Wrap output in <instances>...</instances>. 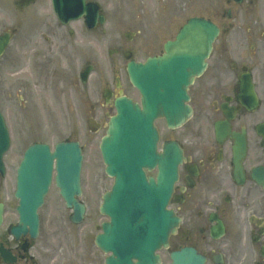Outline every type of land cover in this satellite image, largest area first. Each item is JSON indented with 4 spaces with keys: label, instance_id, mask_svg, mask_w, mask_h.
<instances>
[{
    "label": "flooded vegetation",
    "instance_id": "flooded-vegetation-1",
    "mask_svg": "<svg viewBox=\"0 0 264 264\" xmlns=\"http://www.w3.org/2000/svg\"><path fill=\"white\" fill-rule=\"evenodd\" d=\"M88 1L97 2L106 17L104 22L98 17L91 28L85 15L61 22L52 0H25L33 5L34 21L28 32L19 24V47L6 48L0 67L16 69L21 98L20 87L29 84L34 72L45 87L54 85V77L61 82L64 76L66 88L76 93L71 117L82 124L90 118L100 123L97 132L84 135L95 136L98 146L97 196L93 203L80 198L86 206L82 224L70 220L72 209L59 197L57 216L69 221L59 239L48 227H41L36 237L30 231L16 235L12 227L19 220L17 167L14 173L8 170L10 153L15 141L25 138L28 146L38 139L10 136L6 173L0 174V264H107L110 258L112 264H150L149 255L127 254L141 249L140 244H124L117 237L106 250L98 243L104 223L110 221L102 211L105 195L115 182L106 172L101 143L117 112L116 98L127 96L142 105L140 92L130 82L128 63L164 54L165 44L194 16L211 19L220 32L206 71L190 86L189 119L176 127H170L165 116L155 120V153L164 156L166 144L173 143L183 154L169 204L182 220L169 246L156 251L159 264H172L171 253L186 246L194 249V264H264V0H191L189 11L183 0ZM248 75L254 104L243 102L242 82ZM66 106L70 109L68 92ZM23 151L16 150V156L21 158ZM159 169V161L142 168L147 179H157Z\"/></svg>",
    "mask_w": 264,
    "mask_h": 264
},
{
    "label": "water",
    "instance_id": "water-1",
    "mask_svg": "<svg viewBox=\"0 0 264 264\" xmlns=\"http://www.w3.org/2000/svg\"><path fill=\"white\" fill-rule=\"evenodd\" d=\"M217 33L218 29L210 21L202 18L191 19L180 30L176 44L168 46V53L165 56L149 59L145 64H130V77L142 92L144 108L140 110L132 105L130 100L125 99L121 108H118L119 114L112 119L109 137L104 141L107 172L116 175V183L111 193L114 200L107 204L112 222L106 224L105 229L110 232L111 229L120 227L121 230L131 229L130 231L144 234V237H150L151 248L147 252L151 258L150 264H157L155 247L159 242L164 244L167 242L169 234L175 230L179 222V218H176L171 211L164 209L176 178V166L174 164L170 168L167 164L166 169L161 172L157 184L155 183L156 189L161 190V194H156L154 197L155 192L148 188L152 185L144 181L140 169L136 168V165L140 167L141 164L137 155L132 152L133 147L128 148L127 143L131 142V137L125 135L146 134L144 149L152 150L154 146L152 140L155 135L153 119L160 110L161 104L164 105L168 116L179 111L177 116L179 120L187 117L190 113L189 107L184 104V100L188 98L187 88L194 77L205 69L206 58L210 54ZM6 42L7 38H0V51ZM172 47H177V50ZM7 136H9L8 129L0 113V169L1 157L7 148ZM132 137L136 138V136ZM118 144L124 145L120 155ZM109 148L114 152L108 154ZM116 155L126 159L127 163L120 165ZM132 156L135 159H132ZM81 157L77 142H60L54 152L50 151L47 144H36L26 151L18 171L17 195L21 199L19 206L21 217L20 225L14 228L15 234L26 232L28 225L33 233H36L39 224L37 209L42 205L51 183L54 159L57 166L56 182L60 192L68 205L75 207L73 219L75 221L82 219L84 205L79 204L75 198L81 193ZM171 157L174 156H168L167 161ZM149 159L152 160V156ZM118 167L122 168L123 173L128 177H125ZM158 199L160 201L157 203ZM159 203L160 215L155 209ZM147 249L148 247L146 251ZM173 258V264H194V252L191 248L173 253Z\"/></svg>",
    "mask_w": 264,
    "mask_h": 264
},
{
    "label": "rangeland",
    "instance_id": "rangeland-1",
    "mask_svg": "<svg viewBox=\"0 0 264 264\" xmlns=\"http://www.w3.org/2000/svg\"><path fill=\"white\" fill-rule=\"evenodd\" d=\"M6 1L9 5L6 4L4 8L0 6V31L4 28L13 26V22L23 18V16H29V13H31L33 9V5H30L26 7L27 10L25 11L23 7H18L16 5V0ZM185 1L188 0H184L183 6L186 3ZM106 4L109 5V2L107 1ZM16 13L18 14L16 15ZM20 42L21 38L17 36L12 43L10 51L18 48ZM25 46L27 47V45ZM27 48L28 52H32V44ZM73 62V58L70 57L69 63L73 64ZM1 63L2 62H0V64ZM75 63L77 64V73L79 61H75ZM66 66L68 65L66 64ZM0 70V95L6 92L4 96L0 97V103L6 108L8 123L13 127L16 134L14 136H37V139H44L53 144L58 139L68 136L69 132L73 130L72 137L79 138L85 142V158L82 170L83 198L93 203L97 196L96 183L97 180L100 179H97L98 149L95 136H92V139L83 136L81 121L71 117L74 108L73 100L75 101V99L72 100V98L76 93H72L70 88H66L64 76L61 77V82H59L60 78L54 77V90L51 88L50 83H48L46 87L44 85H39L42 83L36 80H41L42 77L39 73L34 72L29 84L26 85V83H23L20 87L24 92L21 99L20 96L18 97L20 92L16 88V86L18 87L16 83L17 77L8 74V71H10L9 67H0ZM71 76H73V74H71ZM67 92L70 109L65 108L66 102L62 103V97H66ZM56 93H58L59 100L55 97ZM27 118L29 121H26ZM26 143L27 140L25 138H23L22 141H15L12 152L10 153L12 165H14L19 158V156H16V150L18 154V151L22 150ZM51 195L50 200L41 210L43 228L46 230L48 227V231L53 229L56 238L59 239L64 233V228L61 226L64 219L57 216L58 207L56 203L59 201L54 199V194ZM47 207H50L49 210L51 213L49 215L48 213L46 214ZM51 214H54L55 217L50 216ZM52 222L54 223V228L49 227Z\"/></svg>",
    "mask_w": 264,
    "mask_h": 264
}]
</instances>
